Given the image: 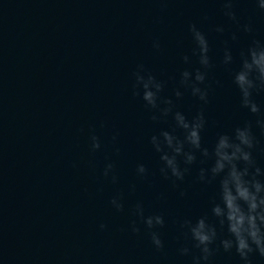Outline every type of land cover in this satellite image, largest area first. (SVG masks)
Returning <instances> with one entry per match:
<instances>
[{"label":"clouds","instance_id":"obj_1","mask_svg":"<svg viewBox=\"0 0 264 264\" xmlns=\"http://www.w3.org/2000/svg\"><path fill=\"white\" fill-rule=\"evenodd\" d=\"M234 0H223L224 14L230 19L235 20L236 16L232 10ZM259 9L264 10V0H256ZM192 40L195 44L193 55L198 56L199 63L204 69L211 66L209 53V44L206 36L196 27L195 24L189 26ZM217 31H223L218 28ZM244 31L251 32L249 25L244 26ZM235 39V36H233ZM153 47L160 48L158 41L153 43ZM241 63L239 70L234 74V83L241 93V106L247 108L252 114L260 113V107L252 98L253 91H264V43L254 40L252 45L240 53ZM188 62V57H183ZM233 57L230 51H225L224 64H231ZM143 65L138 66L134 73V88L142 89V99L145 106L156 110L160 116L167 117L173 112V102L170 99L161 101L160 93L163 91V82L156 79L151 74L145 75ZM206 79V72L197 69L194 79L193 73L185 70L181 73L180 83L191 88L192 95L197 96L201 101L207 103L208 92L206 88L199 87ZM134 95H140L135 91ZM176 97H181L182 93L177 90ZM166 105L161 108L160 103ZM159 117L153 115L152 119ZM177 127L184 131V138L181 140L169 131L163 130L159 136L151 137V144L156 152L160 153V159L163 161V167L160 172L165 179L174 177L176 180H183L187 168L181 169L177 157L183 156L185 164H192L196 160L195 152L200 151L205 157L209 156L207 148L202 147L201 131L205 126L203 112L198 113L192 120H188L185 115L176 111L173 115ZM257 124L264 129V119L257 120ZM116 138L113 137V140ZM91 150H98L101 145L99 138L95 135L90 137ZM189 145L191 151H185V145ZM255 147L254 137L251 133V124H245L243 128L235 130V139L233 140L227 134L220 135L214 147L212 155L215 157L214 164L210 169H201L199 180L201 182H210L221 173H225L220 181V201L214 203L212 215L217 218L221 227L227 224V230L231 239L221 240V246L224 251L229 252L235 247L237 254L244 264H251L250 255L258 253L264 257V181L257 177L264 175L259 167L255 166L251 150ZM168 149V151H165ZM244 166L241 168L240 164ZM137 174L144 176L147 168L143 164L137 166ZM211 173L209 178L207 173ZM111 174L112 182L117 181L114 174V165L108 163L105 166L103 175L109 177ZM183 195V193H181ZM121 197L114 196L110 203L117 211H123L124 205ZM135 214L138 215L149 229L157 226H164V218L161 215L144 216L142 204H137ZM106 226L101 224L100 228ZM182 227L187 228L195 247L200 249L201 255L194 257L193 264H200V261H208L213 254L210 247L217 239V230L214 224L207 221V217L199 218L195 224L190 220H185ZM133 232H139V228L133 222ZM151 240L157 250L163 249V241L156 231L151 232ZM189 249H181V253L188 254Z\"/></svg>","mask_w":264,"mask_h":264}]
</instances>
